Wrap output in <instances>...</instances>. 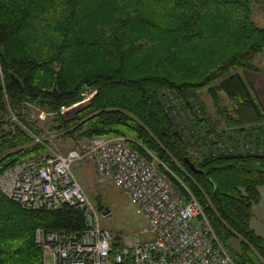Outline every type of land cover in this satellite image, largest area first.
<instances>
[{"label": "trees", "instance_id": "1", "mask_svg": "<svg viewBox=\"0 0 264 264\" xmlns=\"http://www.w3.org/2000/svg\"><path fill=\"white\" fill-rule=\"evenodd\" d=\"M252 2L0 0V163L13 165L46 151L31 136L44 138L35 125L18 119L23 127H10L5 97L12 106L26 101L57 112L79 101L82 87L95 89L89 105L73 119L56 117L50 131L74 127L66 137L130 138L137 152L146 157L150 152L183 178L235 264H264V241L250 227L264 185V155L194 160L184 129L172 117L175 111L164 101L171 92L180 109L191 111L196 92L206 89L233 133L264 121L249 85L239 74H229L234 68L257 71L253 61L264 49V29L251 19ZM219 92L233 102L232 114L220 105ZM191 118L195 126L204 122L199 115ZM211 133H204V144L214 147ZM186 157L199 172L188 168ZM84 227L77 208L24 211L0 193V264H42L37 228L80 233ZM233 238L239 252L227 245Z\"/></svg>", "mask_w": 264, "mask_h": 264}, {"label": "built area", "instance_id": "2", "mask_svg": "<svg viewBox=\"0 0 264 264\" xmlns=\"http://www.w3.org/2000/svg\"><path fill=\"white\" fill-rule=\"evenodd\" d=\"M91 94V89L84 90V97ZM165 103L170 109L180 108L174 95L169 94ZM189 106L191 111H183L187 121L191 115L201 116L196 103L191 101ZM12 121L18 123L14 116ZM31 136L45 147V153L23 163H0V193L24 211L77 208L85 224L77 234L35 229L42 264H235L197 200L183 185L182 191H176L160 167L168 169L154 155L146 157L134 150L127 137H97L82 152L59 153L44 138ZM263 136H248V143L242 145L248 150L238 145L235 150L252 155L264 152ZM82 160L94 163L100 178L112 182L138 208L146 220L141 235L148 239L133 235L131 244L119 245L101 227L106 214L92 205L72 172V166Z\"/></svg>", "mask_w": 264, "mask_h": 264}, {"label": "rangeland", "instance_id": "3", "mask_svg": "<svg viewBox=\"0 0 264 264\" xmlns=\"http://www.w3.org/2000/svg\"><path fill=\"white\" fill-rule=\"evenodd\" d=\"M252 1L253 2L251 4V19L255 24V26L264 29V7H263L264 0H252ZM260 54H263L262 55L263 58L262 60L258 61L256 64L253 63L257 69V71H253V72H258L260 68L259 66L264 64V49L258 55ZM58 69L59 68L55 67V70ZM68 71L69 73L72 72V65L71 67L70 65H68ZM242 71L244 70L239 68H234L229 72V74L236 73L242 75L243 73ZM242 76L243 78H245L244 75ZM215 83L213 85H215ZM85 89L87 88L82 87L80 94L81 98L79 101L68 106H61L57 112H49L45 108H41L36 104H31L26 101L21 102L19 105L12 106L11 104H9L7 97H5V106L6 109L9 111V115H8L9 117L6 115L8 117L9 125L12 128L13 123H16L12 121V117L14 116L17 118V121L18 119H21V121L23 122H29L32 125H35V127L42 132L44 139L48 141L50 147L54 151L59 153H65L69 150L77 149L82 152L92 139L97 137H105V136H94L90 139H83V138L77 139L75 138L77 137V135H74L72 138L66 137V134L70 133V131L74 127H71L68 131L65 130H63V132L59 131V134H53V132L50 131V127L52 125H55L54 120L56 117H61L66 120L73 119L75 118V116L78 114L79 111H81L87 105L90 104L92 98L96 94V90L91 89L92 94L88 95L87 97H84L83 93ZM165 94L168 96L169 94L172 95L173 93L166 92ZM196 96H197L196 97L197 101L195 100L192 101L198 104V108L201 111V116L203 117L202 119H204L203 124H201L200 126L197 125L195 126V120L192 119L187 121L186 117H184L185 116V113H183L184 109L174 107L173 109L175 110V113L174 112L172 113V117L175 119L176 125L179 127V129H184L182 133L183 137L185 138L184 143L188 146L189 149L188 152L190 156L193 157L194 160L208 156L216 157L225 154H232V155H237L239 153L246 154L245 153L246 151L239 152V150H235L236 146L238 145L239 147H243L242 145L247 144L248 136L262 135L264 133L263 130H259L258 128L255 129L256 127L259 126L264 127V121L261 124H259V126L255 125L248 127L242 133L239 132L233 133L232 131L234 129L227 128L223 118L217 113L213 105V101L210 95L208 94L207 90L203 89L197 91ZM218 97H219L220 105L223 106L229 114H232L234 110L233 102L229 98H227L222 92L218 93ZM170 105L173 106L171 103ZM18 113L20 115H16ZM211 129L213 130V133L209 134L210 139H212V142H214L215 140L219 141V144L216 145L215 147H209L204 144L203 135L207 130H211ZM260 141L261 139H259L257 143H260ZM263 143H264V136H263ZM132 148L136 150L134 147ZM243 150H248V149H245L243 147ZM214 152H218V153L214 154ZM258 154L264 155V152H259ZM27 159H31V158H27ZM21 161L23 160L17 162H21ZM178 167L180 168L179 165ZM72 172L78 183L83 188V191L85 192L87 198L92 203V205L97 209L98 212L106 214V217L101 219L100 224L103 229L107 230L110 233V235L115 238L116 240L114 241L115 243H118L119 245L120 244L129 245L132 243L133 235H136L141 240L149 238V236L141 235V231L146 227V220L144 219L138 208L133 204H131L126 194L122 190L114 186L112 182L100 178V176L96 172L94 163L86 160L76 162L72 166ZM167 172L175 179V181L178 182L180 187H182L181 185H183L184 188L187 191H189L185 187L183 178H181L180 176L177 177L176 175L173 174V172L171 173L169 170ZM170 183L173 185L176 191L180 192L179 187L176 186L172 180H170ZM255 225L264 227L263 222H258V223L255 222L254 226ZM227 245L233 251L239 252L240 245H239V240L237 238L228 240Z\"/></svg>", "mask_w": 264, "mask_h": 264}, {"label": "crops", "instance_id": "4", "mask_svg": "<svg viewBox=\"0 0 264 264\" xmlns=\"http://www.w3.org/2000/svg\"><path fill=\"white\" fill-rule=\"evenodd\" d=\"M263 54H260L255 57L254 64H256L258 61L262 60ZM258 72L253 71H242V75H244L245 78L242 79L249 85L251 89V93L259 103L262 112L264 113V64L259 66ZM259 194H260V200L258 204H256L252 209V218L250 221V227L251 229L259 235L263 241H264V227L263 226H254L255 222H263L264 223V185L259 187Z\"/></svg>", "mask_w": 264, "mask_h": 264}, {"label": "water", "instance_id": "5", "mask_svg": "<svg viewBox=\"0 0 264 264\" xmlns=\"http://www.w3.org/2000/svg\"><path fill=\"white\" fill-rule=\"evenodd\" d=\"M184 163L188 166V168L192 171V172H199V170L196 169V167L194 166V164L190 161L189 158H185L184 159Z\"/></svg>", "mask_w": 264, "mask_h": 264}, {"label": "bare ground", "instance_id": "6", "mask_svg": "<svg viewBox=\"0 0 264 264\" xmlns=\"http://www.w3.org/2000/svg\"><path fill=\"white\" fill-rule=\"evenodd\" d=\"M16 125H18V126H21V127H23L22 126V124L21 123H15ZM149 153V156H150V152H148ZM152 155V154H151ZM27 161V159L26 160H23L21 163H23V162H26ZM17 163H19V162H17ZM193 197V196H192ZM192 197H188L189 199H191ZM72 233V232H71ZM60 234H67V233H60ZM74 234H77V233H74ZM39 246V245H38Z\"/></svg>", "mask_w": 264, "mask_h": 264}]
</instances>
